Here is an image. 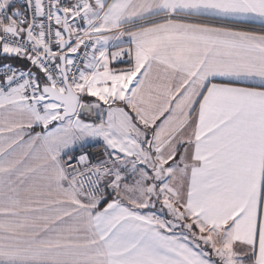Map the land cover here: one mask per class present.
I'll list each match as a JSON object with an SVG mask.
<instances>
[{"label": "snow or ice", "instance_id": "6c2138e0", "mask_svg": "<svg viewBox=\"0 0 264 264\" xmlns=\"http://www.w3.org/2000/svg\"><path fill=\"white\" fill-rule=\"evenodd\" d=\"M0 264H264V0H0Z\"/></svg>", "mask_w": 264, "mask_h": 264}]
</instances>
